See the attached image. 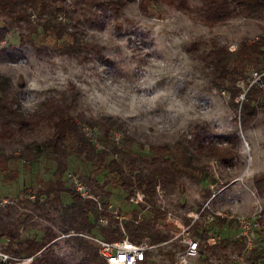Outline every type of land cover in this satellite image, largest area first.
I'll return each mask as SVG.
<instances>
[{"label": "rangeland", "instance_id": "obj_1", "mask_svg": "<svg viewBox=\"0 0 264 264\" xmlns=\"http://www.w3.org/2000/svg\"><path fill=\"white\" fill-rule=\"evenodd\" d=\"M40 2L43 5L28 8L30 23L0 12V74L17 88L22 113L36 117L25 133L0 138V199L7 200L0 205V229H4L0 250L31 257L24 264H101L88 259L73 235H67L74 232L63 209L71 201L69 194L62 191L55 199L44 193L58 177L55 155L43 143L51 135L50 109L57 103L80 123L96 150L108 149L118 158L139 156L144 166L154 164L156 156L163 164L176 166L174 180L157 179L151 197L137 188L144 199L135 203L116 174L70 155L60 175L65 186L74 189L80 181L97 208L109 213L91 232L82 233L100 235L101 228L119 226L129 236L126 222L136 229L140 224L155 227L168 239L152 243L150 231L142 230L147 235L139 241L155 244L145 264H175L185 236L203 239L208 228L217 226L222 239L213 247L201 243L196 264H215L216 259L222 264H249L258 253L263 262V237L258 239L260 249L246 254L243 263L233 254L243 249L236 236L237 217L251 216L258 206L264 217V191L253 182L264 174V83H253L260 90L241 123L244 92L231 98L227 89L214 86L210 65L199 54L217 45L235 50L241 42L264 35V11L210 25L199 18L201 0H187V10L147 0V12L139 0L118 10L92 0ZM48 11L75 33L73 50L66 47L70 36L51 38L39 24L34 29L38 19L51 14ZM243 69L245 79L237 86L246 90L253 70L264 73V58ZM104 118L121 125L107 135ZM113 131L120 134L118 142ZM214 145L231 146L234 155L221 160L210 154L208 146ZM183 152L196 167L182 165ZM201 207L192 222L187 214ZM155 209L163 214L158 219L153 217ZM48 230L55 234L49 257L35 259L40 251L21 255L19 244L32 238L40 241Z\"/></svg>", "mask_w": 264, "mask_h": 264}, {"label": "trees", "instance_id": "obj_2", "mask_svg": "<svg viewBox=\"0 0 264 264\" xmlns=\"http://www.w3.org/2000/svg\"><path fill=\"white\" fill-rule=\"evenodd\" d=\"M102 7H109L118 10L134 0H92ZM154 2H163L172 5L181 10H187V0H153ZM203 9L199 18L207 24L222 23L239 15L250 16L256 15L264 11V0H201ZM147 0H139V7L147 12ZM43 5L40 0H0V12L22 19L30 23V14L28 8ZM48 11L47 13H49ZM45 14L43 19L33 24L34 29L39 24L42 31L51 38H63L66 35L71 37V40L66 44L70 50H73L77 45L74 41L76 36L74 32L67 30L66 23L57 19L56 15ZM0 33V41L2 39ZM75 46V47H74ZM264 35H260L256 40L250 42H241L235 49L230 50L226 45H217L210 48L208 51L200 53L199 57L210 65L209 75L211 83L218 87L227 89L231 98H235L244 92L245 99H242L241 104V123L245 122V113L247 106L255 98V94L260 90L258 86L251 83L246 90L237 86V82L245 79L243 67L259 57L264 58ZM261 81L264 83V73L261 75ZM17 88L12 83L11 79L5 75L0 74V138H7L12 136L15 132L25 133L29 130L36 117L33 115H24L17 103ZM255 107V106H252ZM50 118L52 132L51 135L44 140V146L55 155L56 172L58 177L48 185L44 193L55 199H60L62 191H66L71 201L63 206L66 217L71 223L74 232H91L92 228L97 224V221L102 215H109L105 210H100L96 206L94 198H83L75 189L65 186L60 175L64 172L67 164V158L75 154L82 156L88 161L98 163L104 167L108 173L116 174L119 179L121 188L127 193V196L133 194L134 188L140 189L148 197H151L155 191V183L157 179L163 182L173 181L175 178V163L163 164L162 158L156 156L151 166H144L139 156L131 157L124 155L118 158V155L112 151L102 148L96 150L95 146L79 122L64 114V110L60 104L54 103L50 109ZM120 122L112 118H104L102 126L105 134H109L112 128L120 127ZM210 154L217 158L226 161L234 155L231 146H208ZM115 150V149H114ZM116 151V150H115ZM111 155V157H110ZM140 159V160H139ZM179 159L182 165L194 168L190 156L185 152L180 154ZM140 161V162H139ZM253 182L258 191H264V174H259L253 178ZM163 214L159 209H155L153 217L158 219ZM124 229L129 233V238L133 241H139L147 234L143 229L150 231L151 242H160L167 240L166 234H161L157 228H147L140 224L139 229L132 226L131 223H125ZM4 229H0V234H3ZM96 235V234H93ZM107 240L118 239L123 236V232L119 226L113 228H101L100 235H96ZM14 237V235H12ZM55 237V234L48 230L44 238L40 241L35 239H27L21 246L22 256H34L36 252L40 251V257L35 259L47 258L50 256V242ZM77 241V247L82 252L86 253L90 260H99L101 264H106L103 258L98 253L97 247L87 239L73 235ZM219 243V242H218ZM49 244V245H48ZM48 245L47 247H45ZM214 246V245H213ZM208 246V247H213ZM42 250V248H44ZM261 244L256 248L260 249ZM148 252H146V259L141 264H145ZM254 255L252 260L261 262L259 255ZM264 256V254H262Z\"/></svg>", "mask_w": 264, "mask_h": 264}, {"label": "built area", "instance_id": "obj_3", "mask_svg": "<svg viewBox=\"0 0 264 264\" xmlns=\"http://www.w3.org/2000/svg\"><path fill=\"white\" fill-rule=\"evenodd\" d=\"M251 74L253 76L251 83L256 81L258 85L262 86V73H259L257 70H253ZM111 135L115 142L119 141L120 134L118 132L113 131ZM74 189L83 198H93V195L88 192L85 185L80 181L75 182ZM130 199L133 202L138 203L143 201L144 195L141 191L137 190V188H134ZM6 201L7 200L5 198L0 199V205ZM203 208L204 207H201V209L191 211L187 214L191 217L192 222L199 217ZM261 209V206H258L251 216L241 215L237 217L236 222L238 224L239 231L236 236L243 242V249L240 252L233 254V257L240 263L244 262L246 254L258 247L260 244L258 239L260 237L264 238V217L261 214ZM188 228L189 225H187L186 229ZM67 235H78L89 239L97 247L99 255L103 258L106 264H141L146 259V252L155 247V244L147 241H133L126 234H123L122 237L114 240H107L96 235L85 234L82 232H72ZM222 237V230L217 226L208 228L203 239L194 236H185L183 238L185 245L177 254L175 264H196V260L201 255V243L205 246H213L217 244ZM30 258L12 255L0 250V264H24L28 263ZM259 263L260 262L257 260H251L249 262V264ZM215 264H222V261L220 259H216Z\"/></svg>", "mask_w": 264, "mask_h": 264}]
</instances>
